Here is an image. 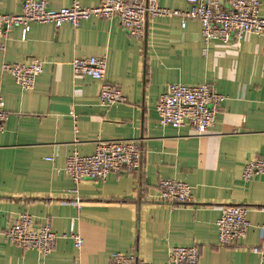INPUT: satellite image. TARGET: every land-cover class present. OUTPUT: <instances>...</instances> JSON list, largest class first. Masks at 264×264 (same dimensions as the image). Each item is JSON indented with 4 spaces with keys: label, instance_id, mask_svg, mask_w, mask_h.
<instances>
[{
    "label": "crops",
    "instance_id": "obj_1",
    "mask_svg": "<svg viewBox=\"0 0 264 264\" xmlns=\"http://www.w3.org/2000/svg\"><path fill=\"white\" fill-rule=\"evenodd\" d=\"M100 1L80 0L86 8ZM72 3L49 0V9ZM159 3L190 9L187 0ZM19 11L20 0H0V14ZM7 38L0 51V90L9 114L0 132V264H112L114 253L167 264L170 248L178 246L199 247L200 264H261L252 249L264 241V174L245 182L243 170L253 158L264 159V34L207 47L199 22L182 28L176 18H155L142 39L129 36L118 20L103 19L79 29L33 24L25 40L20 28ZM90 56L106 58V81L123 91L126 102L102 106L101 83L74 75L73 60ZM35 58L45 64L33 91H23L2 71L5 63L30 65ZM170 84H209L225 96L207 134L160 125L156 106ZM112 140H140L142 167L106 181L85 180L74 194L64 172L67 157L73 151L92 155L98 142ZM162 180L189 184L193 204L159 203ZM219 206L250 209L251 228L235 245L219 244ZM20 213L59 236L51 254L5 238ZM71 232L83 237L80 250L62 238Z\"/></svg>",
    "mask_w": 264,
    "mask_h": 264
},
{
    "label": "built area",
    "instance_id": "obj_2",
    "mask_svg": "<svg viewBox=\"0 0 264 264\" xmlns=\"http://www.w3.org/2000/svg\"><path fill=\"white\" fill-rule=\"evenodd\" d=\"M189 10L162 7L159 0H101L96 7L86 8L80 0H73L72 6L60 10H50L49 0H20V11L16 14H0V51L6 50L8 33L20 28L25 40L33 24H53L59 28L71 24L79 29L83 22L91 19L118 20L129 36L142 39L149 19L176 18L182 28L189 21H197L202 27V38L208 47L213 42L238 43L247 34H264V17L261 15L260 0H187ZM207 49L205 50V53ZM44 62L35 58L30 65L3 64L2 71L10 74L23 91H33L37 78L43 73ZM74 75L88 76L101 83L99 100L107 108L126 102L123 91L106 81L107 60L105 57H81L72 62ZM225 96L213 90L209 84L186 86L170 84L161 95L156 111L160 125L180 129L193 127L198 137H202L216 122ZM0 90V132L5 128L9 114L4 110ZM144 149L140 140H112L97 143L96 151L82 156L73 151L66 161L64 172L71 178L78 194L85 180L106 181L113 173L140 169L143 165ZM264 174V159L255 157L243 170V180L250 182ZM158 201L173 207L187 206L194 202L192 187L179 180H162L159 185ZM79 202V201H78ZM79 210L82 205L78 204ZM220 217L216 226L219 244L232 246L244 239L251 223L248 219L250 209L243 206H219ZM5 238L24 250H34L48 256L59 239L51 227L44 224L35 226L32 215L20 213L16 221L4 231ZM74 242L76 249L84 245L80 234L71 232L62 236ZM252 251L264 264V241L260 248ZM112 264H150L136 254L114 253ZM167 264H200V249L192 247H172Z\"/></svg>",
    "mask_w": 264,
    "mask_h": 264
}]
</instances>
